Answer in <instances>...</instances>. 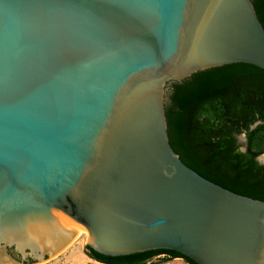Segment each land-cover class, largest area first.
Here are the masks:
<instances>
[{
  "label": "water",
  "instance_id": "obj_1",
  "mask_svg": "<svg viewBox=\"0 0 264 264\" xmlns=\"http://www.w3.org/2000/svg\"><path fill=\"white\" fill-rule=\"evenodd\" d=\"M236 63L264 71L250 0H0V264L76 233L108 257L264 264V201L198 175L167 136L170 86Z\"/></svg>",
  "mask_w": 264,
  "mask_h": 264
},
{
  "label": "trees",
  "instance_id": "obj_2",
  "mask_svg": "<svg viewBox=\"0 0 264 264\" xmlns=\"http://www.w3.org/2000/svg\"><path fill=\"white\" fill-rule=\"evenodd\" d=\"M264 30V0H250ZM167 136L180 161L204 179L235 194L264 201V71L236 63L206 69L170 86L164 105ZM258 123L254 128L253 125ZM244 134L245 150L237 137ZM88 259L100 264H148L165 250L108 257L86 245Z\"/></svg>",
  "mask_w": 264,
  "mask_h": 264
},
{
  "label": "rangeland",
  "instance_id": "obj_3",
  "mask_svg": "<svg viewBox=\"0 0 264 264\" xmlns=\"http://www.w3.org/2000/svg\"><path fill=\"white\" fill-rule=\"evenodd\" d=\"M242 147L245 146V142H239ZM87 237L77 234L75 236L74 241H72L69 246L64 249L61 253L56 255L55 257L48 258L44 261H40L33 264H100L94 262L93 260L88 259V257L84 254V247L86 245ZM7 255H9L13 261L17 264H23L20 261V257L14 251H5ZM7 264H12L11 262H7ZM148 264H186L182 259L178 258H169L167 256H157Z\"/></svg>",
  "mask_w": 264,
  "mask_h": 264
},
{
  "label": "bare ground",
  "instance_id": "obj_4",
  "mask_svg": "<svg viewBox=\"0 0 264 264\" xmlns=\"http://www.w3.org/2000/svg\"><path fill=\"white\" fill-rule=\"evenodd\" d=\"M261 160H263L264 161V155L261 157ZM76 236H77V233H76ZM75 239V238H74ZM74 239L72 240V241H74ZM72 241H71V243H72ZM70 243V244H71ZM69 246V245H68ZM55 257V256H54ZM95 262V261H94Z\"/></svg>",
  "mask_w": 264,
  "mask_h": 264
},
{
  "label": "flooded vegetation",
  "instance_id": "obj_5",
  "mask_svg": "<svg viewBox=\"0 0 264 264\" xmlns=\"http://www.w3.org/2000/svg\"><path fill=\"white\" fill-rule=\"evenodd\" d=\"M159 256H165L164 254H159Z\"/></svg>",
  "mask_w": 264,
  "mask_h": 264
}]
</instances>
